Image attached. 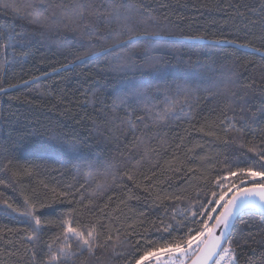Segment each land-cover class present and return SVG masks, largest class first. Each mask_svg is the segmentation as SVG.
Returning a JSON list of instances; mask_svg holds the SVG:
<instances>
[{
    "label": "trees",
    "instance_id": "trees-1",
    "mask_svg": "<svg viewBox=\"0 0 264 264\" xmlns=\"http://www.w3.org/2000/svg\"><path fill=\"white\" fill-rule=\"evenodd\" d=\"M26 3L0 0L20 9L0 6V264H136L202 228L239 169L264 171V0ZM76 3L127 7L63 32L57 5ZM134 85L143 96L121 104ZM57 140L76 148L47 151ZM228 239L237 264H264V215L244 211Z\"/></svg>",
    "mask_w": 264,
    "mask_h": 264
},
{
    "label": "snow or ice",
    "instance_id": "snow-or-ice-1",
    "mask_svg": "<svg viewBox=\"0 0 264 264\" xmlns=\"http://www.w3.org/2000/svg\"><path fill=\"white\" fill-rule=\"evenodd\" d=\"M3 7H12L14 11L17 12V14H20V9H18L15 5H9L4 4L0 5ZM25 8H35L36 4L34 3H26L24 5ZM39 7L43 8L45 11H47V7L44 4V0H40ZM58 8H61L62 14H66L64 10L67 8V5H57ZM122 7H127L123 4H115L108 6L106 10L101 13L99 10L95 9L92 3H76L74 6V13L75 17L78 20H86L88 15H96L97 17L103 16L107 18L108 16L112 15L113 13L118 14V10ZM87 14V15H86ZM55 15V13H53ZM42 19H47V17L43 16L42 12H37L33 16V22L40 23L42 22ZM91 25L90 23H86L84 25L85 28H89ZM129 42L136 43V41H132L131 37H129ZM116 45H120L124 43L119 39V37L116 38L114 41ZM7 47V45H6ZM80 62H84V57L80 56L76 58ZM71 63V62H70ZM134 66V65H133ZM150 66V65H146ZM64 67H68V65H65ZM158 72L161 73H168L171 71L169 68L155 69ZM14 87V85H13ZM5 91V89L0 88V92ZM128 94L122 98H120V103L125 104L129 103L132 99L140 98L143 96V91L137 86H133L132 89L127 90ZM118 106V105H117ZM178 107V102H174L170 104L165 109V115L168 113H173L176 111V108ZM137 119H142L141 117H137ZM131 123V121H130ZM135 125L133 124V127ZM75 144H64L59 142L58 140L56 142L50 143L47 146V151L52 153H59L64 152L65 150H72L75 149ZM249 151H253V149H249ZM259 159L261 161H264V152L258 153ZM261 168H264V164H261ZM239 173L241 174V182L240 184L233 183L230 188H227L225 191H222L219 195V198L214 201L216 205L219 206V212L215 217H212L211 215H208V219L215 220V223L211 225V227L208 226L207 221H203V227L200 229H197L194 235H189L186 240L181 239L179 241H176L174 243H166L159 247H152L149 250L145 251L144 255L140 256L139 260H137L136 264H142V262L147 259L148 257H155L157 264H167L168 260H172L173 257H175L174 264H186V260L190 257L189 250L192 249L193 243L197 240H200L205 233H207L210 236H213V229L220 228L221 225L223 226V230L220 232L219 236H213V239L211 241V244L205 253L204 249H201V255L203 257V261L206 264L207 260L212 259L213 256H218L219 258L214 261V264H220V261L223 260L225 257L228 258L229 264H237L235 257L232 254L231 249V241L228 238L229 236V229L232 226L233 221L237 218L238 212L243 209L244 207L255 204L254 197H259V200L261 202H264V171H256L253 168H241L239 169ZM247 174L248 176L252 178L260 177L262 178L261 181H256L250 184V186H245V182L243 180V175ZM229 176H236L237 172L229 171ZM129 179H132L131 176L128 177ZM220 180H223L224 178H219ZM2 182V181H0ZM221 187H224L223 184H220ZM235 190V191H233ZM232 192V195L230 198L225 199V197L228 196V193ZM214 197L216 196V193L213 192L212 194ZM223 201L221 204L220 202ZM209 203H213L210 201ZM261 207H264V203L260 205ZM11 207V205H9ZM74 211V209L70 210L68 215H71V212ZM212 212H217V208H212ZM26 215H31V213H25ZM193 217L197 216L196 212L192 213ZM35 222L37 225L40 224L39 218H35ZM192 223H197L195 219H193ZM61 226L66 233L65 238H68L67 234H70L71 236L76 237L80 242L81 246H87V250L89 253L93 252V244L91 243V239L93 237V233L89 231L86 235L83 232L77 231L75 227L72 226V220L71 219H65L62 221ZM171 225H168L163 229L164 232H168L171 228ZM188 232L191 234L193 232V229L189 228ZM31 239V237H30ZM224 242L225 244H228V247H221V242ZM204 242V241H202ZM207 243V242H204ZM100 247H103V245H99ZM219 249V252L217 250ZM254 251V250H253ZM168 253L167 260L162 261L161 260V254ZM178 254V255H177ZM61 256H66L68 253H65L63 249L60 250ZM35 256V253H33V257ZM57 256L51 257V259H57ZM192 264H196V260H193Z\"/></svg>",
    "mask_w": 264,
    "mask_h": 264
},
{
    "label": "rangeland",
    "instance_id": "rangeland-1",
    "mask_svg": "<svg viewBox=\"0 0 264 264\" xmlns=\"http://www.w3.org/2000/svg\"><path fill=\"white\" fill-rule=\"evenodd\" d=\"M13 0H7V3L8 2H12ZM27 1H29V2H35L36 0H27ZM38 1H40V0H38ZM64 11H68V10H64ZM69 14H62V11L61 12H59L58 14H56V16L57 17H59L60 19L62 18V19H65L66 20V24L65 25H62L64 22L62 21L61 22V26H60V28H62V31L63 32H65V29L67 30V28H65V27H68V26H70L71 28H78V26H76V21H74V19H75V16L73 17L72 15H69ZM33 16L34 15H31L30 16V19H31V21L33 22ZM127 15H121V16H115V18L117 19V20H121V22H123L124 20L126 21L127 20ZM49 19H54L53 17H49L47 20H49ZM44 21H46V19H42V22H40V23H44ZM54 21H56V20H54ZM35 23V22H34ZM68 31V30H67ZM77 33H76V31L74 32V34L73 35H76ZM67 39V37H64V39ZM65 39V40H66ZM53 45V44H52ZM57 46V45H56ZM120 67H125V64H121L120 65ZM247 175V174H246ZM259 179H262V178H260V177H256V178H252V177H250V178H248V182H250V181H254V180H259ZM245 184H246V182H245ZM239 185V184H238ZM233 191H235V190H233ZM231 193V192H230ZM228 197L229 196H227V197H225V199H228ZM221 204L223 203V201H221L220 202ZM219 206L217 205L216 206V208H218ZM217 214H215V212H212V214H211V216L212 217H215ZM212 221H213V219L212 220H208L207 221V224H208V226L210 227L211 226V224H212ZM206 234L207 233H205V235L200 239V240H197V241H195L194 243H193V246H192V249H190L189 250V253H190V257H191V255L194 253V252H196L197 251V249H198V247L201 245V243H202V241H203V239H204V237L206 236ZM70 240H78L76 237H74V236H70ZM168 253H163V254H161V260L162 261H165V260H167V257H168ZM178 255V254H177ZM189 257V258H190ZM188 258V259H189ZM187 259V260H188ZM186 260V261H187ZM147 262V264H157V261H156V259H155V257H148L146 260H145V263ZM174 262H175V257H173L172 258V260H168L167 261V264H174Z\"/></svg>",
    "mask_w": 264,
    "mask_h": 264
},
{
    "label": "water",
    "instance_id": "water-1",
    "mask_svg": "<svg viewBox=\"0 0 264 264\" xmlns=\"http://www.w3.org/2000/svg\"><path fill=\"white\" fill-rule=\"evenodd\" d=\"M250 186V185H248ZM232 195V193L229 195L228 198H230ZM254 200H255V204H250L246 207H244L243 209H241L238 214H237V217L243 213L244 211H249V210H254V211H257L259 212L260 214L264 215V207H261L260 205L264 202H261L259 200V197H254ZM237 219V218H236ZM236 219L233 221L232 223V226L230 227L229 229V234L231 232V229L236 221ZM215 223V220L213 219L212 221V224ZM211 224V225H212ZM211 227V226H210ZM223 230V226L221 225L220 228H216V229H213V236H219L220 235V232ZM213 236H210L208 234H206V236L204 237L203 241L204 242H207V243H204L202 242L201 245L198 247L197 251L193 254V256L186 262V264H192L193 260H196V264H205V262L203 261V257L201 255V252L200 250L201 249H204L205 250V253L207 252L210 244H211V241L213 239ZM228 239V238H227ZM225 243L222 241L221 242V247H224ZM217 252H219V249L217 250ZM218 256H213L212 259L210 260H207L206 261V264H214V261L217 259Z\"/></svg>",
    "mask_w": 264,
    "mask_h": 264
},
{
    "label": "built area",
    "instance_id": "built-area-1",
    "mask_svg": "<svg viewBox=\"0 0 264 264\" xmlns=\"http://www.w3.org/2000/svg\"><path fill=\"white\" fill-rule=\"evenodd\" d=\"M225 247H228V246H225ZM232 254L234 256V251H232ZM219 258V257H218ZM217 258V259H218ZM220 264H229V260L227 257H225L223 260L220 261Z\"/></svg>",
    "mask_w": 264,
    "mask_h": 264
}]
</instances>
